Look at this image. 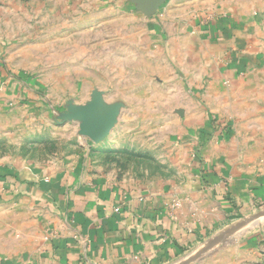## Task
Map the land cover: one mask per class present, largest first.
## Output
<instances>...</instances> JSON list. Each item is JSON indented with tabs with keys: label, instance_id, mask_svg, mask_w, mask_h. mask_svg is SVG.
<instances>
[{
	"label": "rangeland",
	"instance_id": "374dc122",
	"mask_svg": "<svg viewBox=\"0 0 264 264\" xmlns=\"http://www.w3.org/2000/svg\"><path fill=\"white\" fill-rule=\"evenodd\" d=\"M150 1L151 12L143 0H0L2 236L54 232L58 196L46 188L65 173L143 194L186 180L207 132L196 111L207 79L193 47L230 3L166 0L157 10ZM239 3L245 21L264 26V0ZM233 233L264 245V204L177 264H212Z\"/></svg>",
	"mask_w": 264,
	"mask_h": 264
},
{
	"label": "crops",
	"instance_id": "0c3cea01",
	"mask_svg": "<svg viewBox=\"0 0 264 264\" xmlns=\"http://www.w3.org/2000/svg\"><path fill=\"white\" fill-rule=\"evenodd\" d=\"M143 1L151 12L155 6ZM240 1L205 23L207 43L193 47L201 50L193 66L207 79L196 110L207 132L186 180L143 194L94 172L65 173L46 188L58 196L54 232L0 233V264H177L264 204V26L245 21ZM259 240L226 236L212 264H264Z\"/></svg>",
	"mask_w": 264,
	"mask_h": 264
},
{
	"label": "water",
	"instance_id": "95a60500",
	"mask_svg": "<svg viewBox=\"0 0 264 264\" xmlns=\"http://www.w3.org/2000/svg\"><path fill=\"white\" fill-rule=\"evenodd\" d=\"M252 221H253V222H250V223H253V224L255 223V224H256V223L259 221V218H258L257 220L255 219V220H252ZM235 227H236V225H235L234 227H232V228H235ZM223 235H224V234H223ZM220 236H222V234H221ZM220 236H219V237H220ZM186 262H187V261H185V263H183V264H186Z\"/></svg>",
	"mask_w": 264,
	"mask_h": 264
}]
</instances>
